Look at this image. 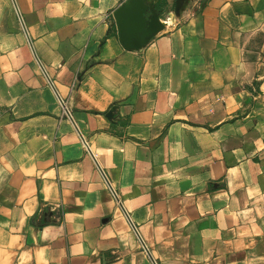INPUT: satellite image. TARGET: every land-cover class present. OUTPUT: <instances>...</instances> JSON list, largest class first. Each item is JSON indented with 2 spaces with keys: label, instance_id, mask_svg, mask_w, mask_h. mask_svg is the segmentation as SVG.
Listing matches in <instances>:
<instances>
[{
  "label": "crops",
  "instance_id": "crops-1",
  "mask_svg": "<svg viewBox=\"0 0 264 264\" xmlns=\"http://www.w3.org/2000/svg\"><path fill=\"white\" fill-rule=\"evenodd\" d=\"M127 1L0 0V264H264V0Z\"/></svg>",
  "mask_w": 264,
  "mask_h": 264
},
{
  "label": "water",
  "instance_id": "water-1",
  "mask_svg": "<svg viewBox=\"0 0 264 264\" xmlns=\"http://www.w3.org/2000/svg\"><path fill=\"white\" fill-rule=\"evenodd\" d=\"M113 16L117 24L120 42L126 49H140L150 36L163 30L159 15L148 5L147 0H128L125 5L115 10ZM61 103L64 105L62 100ZM65 112L70 116L66 108ZM84 143L87 146L85 141ZM132 228L139 237L144 249L149 254L135 226L132 225Z\"/></svg>",
  "mask_w": 264,
  "mask_h": 264
},
{
  "label": "built area",
  "instance_id": "built-area-1",
  "mask_svg": "<svg viewBox=\"0 0 264 264\" xmlns=\"http://www.w3.org/2000/svg\"><path fill=\"white\" fill-rule=\"evenodd\" d=\"M66 113V112H65Z\"/></svg>",
  "mask_w": 264,
  "mask_h": 264
}]
</instances>
